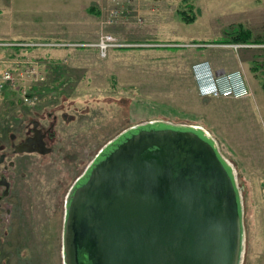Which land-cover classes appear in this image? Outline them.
<instances>
[{"label": "rangeland", "instance_id": "1", "mask_svg": "<svg viewBox=\"0 0 264 264\" xmlns=\"http://www.w3.org/2000/svg\"><path fill=\"white\" fill-rule=\"evenodd\" d=\"M241 26L264 41V0H0V41L62 43L22 47L21 59L0 49V71L17 77L0 94L2 152L35 111L57 115L62 136L61 152L8 156L15 166L0 208V264H64L62 189L110 140L153 120L199 127L214 139L241 195L239 264H264V181L248 179L233 149L264 158V64H250L254 93L244 98L203 97L194 74L204 54L220 59L201 61L209 76L219 67L242 71L234 51ZM103 34L124 45L101 51Z\"/></svg>", "mask_w": 264, "mask_h": 264}, {"label": "water", "instance_id": "2", "mask_svg": "<svg viewBox=\"0 0 264 264\" xmlns=\"http://www.w3.org/2000/svg\"><path fill=\"white\" fill-rule=\"evenodd\" d=\"M242 215L214 139L199 127L148 121L104 145L70 189L64 264H239Z\"/></svg>", "mask_w": 264, "mask_h": 264}, {"label": "built area", "instance_id": "3", "mask_svg": "<svg viewBox=\"0 0 264 264\" xmlns=\"http://www.w3.org/2000/svg\"><path fill=\"white\" fill-rule=\"evenodd\" d=\"M58 42H36V41H0V49L23 47L36 48L42 47H56L61 46ZM98 47L101 51L106 52L111 47H119L124 45L119 43L117 38L112 34H103L98 42ZM200 43H184L177 44L179 47L196 46ZM215 46L216 44H212ZM237 47L249 46V44L238 43ZM236 47V48H237ZM1 60V54H0ZM207 69H211L210 65L205 62H198L194 67V74L196 81L199 82V93L203 97L208 98H244L252 95V90L248 84L245 74L241 70H234L230 72L207 74ZM208 70V71H209ZM17 81V77L13 70L4 69L0 71V94L7 88H11Z\"/></svg>", "mask_w": 264, "mask_h": 264}, {"label": "flooded vegetation", "instance_id": "4", "mask_svg": "<svg viewBox=\"0 0 264 264\" xmlns=\"http://www.w3.org/2000/svg\"><path fill=\"white\" fill-rule=\"evenodd\" d=\"M64 117L67 115L64 113ZM57 122V115H52L51 112H46L45 114H40V112L35 111L32 118H30L29 123L24 124V121L21 120V129L18 134L10 135V143L9 148L11 149L10 153L2 152L7 145L0 144V208H2L1 202L5 199L11 197L12 194V179L10 175H8L9 167L15 166V162L13 160H7L10 156L14 154L20 155H30V154H39L45 156L46 154L53 153L57 150L58 144H61L62 136L57 133L55 130V123ZM43 139L45 143V148H50V150L46 153H41L37 151L39 147V140ZM30 148L31 151H27L26 149ZM62 148V147H59ZM58 148L57 152H61ZM99 152H97L95 157ZM92 160V161H93ZM91 161V162H92ZM6 162H8L6 164ZM90 163L85 166L83 171L77 175V177L73 180V182L62 190H65V199H64V215L66 209V199L69 194L70 189L72 188L75 181L86 171L87 167ZM3 167V168H2ZM8 210V209H7ZM10 211V210H9ZM65 217V216H64Z\"/></svg>", "mask_w": 264, "mask_h": 264}, {"label": "crops", "instance_id": "5", "mask_svg": "<svg viewBox=\"0 0 264 264\" xmlns=\"http://www.w3.org/2000/svg\"><path fill=\"white\" fill-rule=\"evenodd\" d=\"M246 44H249V46H243L240 49H235L234 51H235V57L239 61L238 63L245 64V66H241L240 69H242V71L244 72L253 94L254 92L251 87L250 80L252 78H256V76H254L255 74L251 73L252 68L250 67V64H264V41L258 42L257 40V41L247 42ZM19 50L20 51L16 54L17 59H21V49ZM203 59H209L212 62V64H215L216 66L220 64L219 61L220 59L218 58L217 55L216 56L210 55L208 58L207 55L204 54L201 55V59H199L200 61L199 60L197 61L201 62ZM226 71L228 70H225L221 67L216 69L217 73L226 72ZM257 80L259 79L257 78ZM254 81L256 82V79H254ZM263 85L264 83L262 84V87ZM226 139L233 141V139H230L229 137ZM233 149L236 153V156L238 157L237 158L238 164H240L242 172H246L249 176H251L248 179H251L252 181H264V158L259 156L253 157L250 155V153L245 152L244 150L239 151L240 146L237 147L236 149L235 148Z\"/></svg>", "mask_w": 264, "mask_h": 264}, {"label": "trees", "instance_id": "6", "mask_svg": "<svg viewBox=\"0 0 264 264\" xmlns=\"http://www.w3.org/2000/svg\"><path fill=\"white\" fill-rule=\"evenodd\" d=\"M186 13H189V12L186 11ZM184 17L188 21H190V20L193 19V17H186V15ZM234 29H235L234 31L236 33L234 35L236 41H241L240 43H247V42L254 41V39H252V37L254 36V34H253V32L249 28H245V27H242L241 26L240 28L239 27L238 28L235 27ZM231 33H233V31ZM263 37H264V34H263ZM12 49H15V52L18 53V51H20L19 49H22V47L21 48L14 47ZM26 49H31V48H26ZM263 87H264V85H263Z\"/></svg>", "mask_w": 264, "mask_h": 264}, {"label": "bare ground", "instance_id": "7", "mask_svg": "<svg viewBox=\"0 0 264 264\" xmlns=\"http://www.w3.org/2000/svg\"><path fill=\"white\" fill-rule=\"evenodd\" d=\"M198 128V127H197ZM205 133H206V131H204ZM208 134V133H207ZM216 144V143H215ZM227 162V161H226ZM228 165H229V163H228ZM230 167V166H229ZM231 168V167H230Z\"/></svg>", "mask_w": 264, "mask_h": 264}]
</instances>
